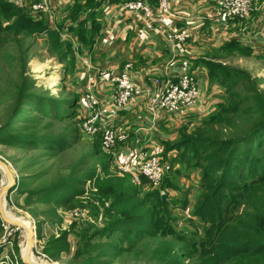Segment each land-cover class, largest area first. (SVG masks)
<instances>
[{
	"label": "rangeland",
	"instance_id": "obj_1",
	"mask_svg": "<svg viewBox=\"0 0 264 264\" xmlns=\"http://www.w3.org/2000/svg\"><path fill=\"white\" fill-rule=\"evenodd\" d=\"M3 9L0 8V122L5 123L6 127L0 130V160L8 165L14 180L10 194L3 201L4 212L9 217L23 219L26 227L31 223L36 236L30 250L34 262L67 264L66 260H51L49 253L57 250L62 257L68 256V252L73 253L74 246L69 247L65 244L69 238L74 237H70L69 234L62 235L73 223L72 220L62 211L64 214L60 226H48L45 223L39 233L37 222L44 219H35L31 216L30 209L25 207L24 202V198L29 196L23 194L22 190H34L57 182H72L86 177L84 187L79 189L74 186L63 187L60 191L75 193L84 190L83 196L76 197V200L87 202L88 206L75 209L85 213L86 219L82 220V224L92 227V232L106 228L102 213L107 207L97 199L99 186L104 187L107 183L117 180L128 183V179L120 176L115 163L101 150L99 138L88 137L81 131L82 120L87 114L84 101L85 83L79 77L82 76L81 65L76 63L71 51L65 49L62 43L61 46H54L52 39L47 38V33L37 32L33 30L34 28L24 31L26 34L24 39L22 35H14L12 30L15 17L11 20L5 18ZM17 10L18 16L23 14V9ZM236 42L238 44L224 49H214L209 52L210 56L207 54V60L204 61L212 69H218L217 79L227 81L226 92L221 89V100L213 111L219 112V117L223 120H228L229 116L222 112L233 110L235 107H239L241 114L248 112L254 105V91L264 96V53L255 52L250 48L251 52H246L241 50L248 48L244 45L245 42L242 40ZM18 47L23 53L21 60L17 59ZM61 50H63L61 56L66 55L63 60L58 59ZM218 81L214 82L219 85ZM198 118H190L192 122L185 126L187 127L185 137H189L190 133L199 127ZM176 123L177 121L167 131L171 135L162 141L166 149L163 160L169 163L171 168L160 189L155 190L149 184L141 183V180L135 185L129 183L134 188L137 187L136 199L147 202L137 212L144 213L149 218H159L161 213L157 210L159 206H156V200L166 207L168 215L165 220L175 233V237L153 240L150 249H160L164 246L173 249L167 261L171 262L170 264H223L222 258L210 260L202 257L206 244L201 238L203 229L200 227V220L195 215L200 196L205 193L203 183L209 178L204 170L203 159L210 152V148L211 151L215 149V144L209 141L208 144H199L200 151L187 149L184 152L182 147L174 145L179 141L180 128L183 126L177 124L178 127L175 129ZM216 131L221 136L226 135L218 129ZM59 139L65 141L62 151L48 147L57 144ZM7 140L16 145H7ZM250 141L249 139L246 142ZM204 152L207 154L203 158ZM262 155L264 156V153ZM0 173L2 187L7 183V178L1 170ZM155 193H158L159 199L154 197ZM45 196L48 195L43 194L38 198L42 199ZM115 197L112 195L109 198L114 200ZM34 208L39 212L46 207L39 204ZM4 225L0 263H22L26 231L23 228L17 230L16 227ZM133 228L136 229L137 226L133 225ZM122 238L123 233L119 231L114 232L110 238L96 242L102 248L110 250L118 247L120 252H139L135 245H131L130 240ZM54 239L57 240L55 241L57 244H47ZM132 241L133 244H141L138 238ZM15 243L18 254L14 251ZM139 245L137 246L141 248ZM131 257L128 254L125 263L132 264ZM175 259L179 261L176 263ZM113 262L108 259V264ZM238 262L242 263V257L228 264ZM149 264L156 263L153 261Z\"/></svg>",
	"mask_w": 264,
	"mask_h": 264
},
{
	"label": "trees",
	"instance_id": "obj_2",
	"mask_svg": "<svg viewBox=\"0 0 264 264\" xmlns=\"http://www.w3.org/2000/svg\"><path fill=\"white\" fill-rule=\"evenodd\" d=\"M88 3L92 4L90 0ZM80 7L78 5L72 8L68 19L75 20L78 13L83 11V8ZM0 8H4L2 12L5 18L11 20L15 17L12 30L14 35H22L23 38L26 35L24 34L25 30L34 28L33 30L37 32L47 33V38L52 39L54 46H61L62 43L65 49L70 50L73 55L71 41L61 40L60 26L57 30L47 28L44 19L40 16L33 17L32 12L27 8H19L23 9V14L18 16V7L7 0H0ZM84 23V20L80 21L76 26L68 27L67 31L70 35H77L79 39H82L86 34ZM235 44L238 43L236 41L228 42L221 49ZM249 48H241V50L248 52L252 49ZM22 54L18 47V60L22 59ZM62 54L63 50L58 54L59 60L66 58V55L61 56ZM69 58L70 55L67 59ZM207 69L211 79L219 80L220 87L226 92L227 81L225 82L221 78L217 79L219 77L218 69H212L210 66H207ZM253 93L254 105L248 112L241 114L239 107H235L233 110L222 112L229 116L228 120H223L219 117V112L213 113L212 111L210 114L198 118L200 125L190 133L189 137H185L184 134L187 131L186 125L181 126L179 141L174 144L176 147H182L184 152L187 149L200 151L199 144H208L209 141L215 144V149L211 151L210 148L206 157L208 151L203 153V158L205 157L203 159L204 170L209 178L206 180L207 185L205 182L203 183L205 193L200 196V203L195 210V215L200 220V227L203 229L201 238L206 244L202 257L210 260L222 258L223 264L234 263L240 257H242L241 264H264V156L262 155L264 153V96L258 91ZM4 127L6 124L0 122V130ZM217 129L226 135L221 136L216 131ZM249 139L251 141L246 142ZM57 142V144L48 145V147L62 151L65 141L59 139ZM7 145L14 146L16 144L7 140ZM165 153L166 149H164ZM124 176L128 179V183L117 180L107 183L104 187L99 186L97 199L107 207L102 213L106 228L91 232L93 228L83 225V219L72 220L73 223L62 235L69 234L74 239L69 238L67 241H61H66L65 245L69 247L74 246L73 253L68 252V256L62 257L60 251L53 250L49 253L51 260H66L67 264H108V259H111L114 261L113 264H127L129 262L125 263V258L129 254L132 256L130 261L132 264L142 262L149 264L153 261L156 264L171 263L167 261L170 259L173 249L171 250L168 246L150 249L153 240L175 237V233L165 220L168 215L166 207L156 200V206H159L157 210L161 213L159 218H149L146 214L137 212L147 202L136 199L137 187L132 186L135 184L129 175ZM85 178H79L72 182H57L34 190H22L23 194L29 196L24 198V202L26 203L25 207L30 209L31 216L35 219H44L37 222L39 233L45 223L48 226H60L62 218L58 215L59 211L67 212L88 206L87 202L76 200V197L83 196L84 190H78L79 192L75 193L60 191L63 187L72 188L74 186L76 189L84 187ZM166 178L167 176L164 177L162 183L166 181ZM140 180L141 183L148 184L145 178L141 177ZM25 181L23 182L26 183ZM224 190L229 191L224 192ZM43 194L48 196L42 199L38 198ZM112 195L116 196L114 200L109 198ZM153 195L158 198V193ZM39 204L45 205L46 208L37 212L34 207ZM133 225L137 228H133ZM4 227L5 225L0 219V242L4 237ZM119 231L123 233L122 239L130 240L131 245H135L139 252H120L118 247L110 250V248H102L96 242L100 239L110 238L114 232ZM134 238L140 239L141 244H133L132 239ZM55 241L57 242L54 239L47 244L55 245L57 244ZM1 250L0 247V253ZM14 251L18 254L16 243ZM175 261L177 263L179 260L175 259ZM19 264L23 263L19 262Z\"/></svg>",
	"mask_w": 264,
	"mask_h": 264
},
{
	"label": "crops",
	"instance_id": "obj_3",
	"mask_svg": "<svg viewBox=\"0 0 264 264\" xmlns=\"http://www.w3.org/2000/svg\"><path fill=\"white\" fill-rule=\"evenodd\" d=\"M41 1L47 10L31 15L40 16L51 30L61 27V40L71 41L74 60L81 65L82 76L79 77L83 82L94 71L105 73L94 89L101 99H111L109 80L119 74L127 63L132 64V79L142 90L153 91L156 86L154 79L161 84L175 80L184 66L196 76L200 92L197 107L184 114L158 111L152 116L146 110V97L141 95L126 109L108 119L116 131L128 134L126 143L119 145L121 153L141 146L164 150L162 141L171 135L167 131L175 125V121L176 125H186L190 118L204 117L214 111L221 100L222 88L211 79L204 62L207 54L210 56L209 52L228 42L242 40L255 52L264 53V0H255L253 11L247 19L232 21L227 25L216 20L209 6L196 4L193 0H169L175 15L174 24L189 34L185 42L177 44L167 41L168 30L160 23H151L141 14H126L117 2L90 0L92 4H87L89 0ZM78 5L83 11L78 13L75 20L68 19L72 8ZM83 20L86 30L83 38L70 35L68 27L76 26ZM63 214L58 212L61 217Z\"/></svg>",
	"mask_w": 264,
	"mask_h": 264
},
{
	"label": "built area",
	"instance_id": "obj_4",
	"mask_svg": "<svg viewBox=\"0 0 264 264\" xmlns=\"http://www.w3.org/2000/svg\"><path fill=\"white\" fill-rule=\"evenodd\" d=\"M7 1L18 8L30 9L32 13L39 14L47 10L41 0ZM99 1L103 3L117 2L121 11L126 14H141L151 23H160L168 30L166 36L168 42L177 44L185 42L189 38L185 29H179L174 24L175 15L171 10L169 0ZM193 2L209 6L216 20L222 25H227L232 21L247 19L253 11L255 0H193ZM87 68L90 70L89 67ZM132 71V64L127 63L119 74L110 78L112 95L109 100L101 99L94 90L105 73L94 71L93 74L86 77L84 101L87 114L82 120L81 131L88 137L99 138L101 150L115 163L120 176L129 175L134 184H138L143 177L153 189L159 190L164 177L171 168V165L163 160L164 150L159 147L149 149L141 146L138 149L121 153L119 145L126 143L128 134L116 131L108 123V119L126 109L136 97L141 95L146 97V110L152 116L156 115L158 111L184 114L197 107L200 93L198 81L196 76L184 66L173 81L161 84L157 79H154L155 89L148 91L139 89L132 79ZM66 214L70 220L86 219L82 210L75 209L66 212Z\"/></svg>",
	"mask_w": 264,
	"mask_h": 264
},
{
	"label": "water",
	"instance_id": "obj_5",
	"mask_svg": "<svg viewBox=\"0 0 264 264\" xmlns=\"http://www.w3.org/2000/svg\"><path fill=\"white\" fill-rule=\"evenodd\" d=\"M0 170L5 174L6 178H7V183L5 185H3L2 187H0V219L1 221L10 226V227H19L21 226L20 223L15 222L13 220H10L5 212H4V207H3V201L5 200V198L10 194V187L14 184V180H13V173L12 171L8 168V165L6 163H4L3 161L0 160ZM30 232V231H29ZM35 235V231L32 229V231L29 234H33ZM33 239V240H32ZM29 242H26V245L29 246V252L32 248V244L34 242V238H32ZM1 243V242H0ZM23 264H31L27 261L26 258H23L22 260Z\"/></svg>",
	"mask_w": 264,
	"mask_h": 264
},
{
	"label": "bare ground",
	"instance_id": "obj_6",
	"mask_svg": "<svg viewBox=\"0 0 264 264\" xmlns=\"http://www.w3.org/2000/svg\"><path fill=\"white\" fill-rule=\"evenodd\" d=\"M6 216L10 219V220H13V221H15V222H18V223H20V225L21 226H19V227H17L16 229L18 230L19 228H23L25 231H26V239H25V246H24V248H23V251H22V256H23V258H26L27 259V261L29 262V263H31V264H38V263H36V262H34L33 260H32V258H31V255H30V252H29V246L28 245H26V242L28 241H30L32 238H34V232H33V234L31 235V234H29L31 231H32V229H33V227L31 226V223H28V226L29 227H26L25 226V224H24V222H23V219H18V218H13V217H9L7 214H6ZM32 228V229H31ZM30 231V232H29ZM33 240V239H32ZM31 240V241H32Z\"/></svg>",
	"mask_w": 264,
	"mask_h": 264
}]
</instances>
